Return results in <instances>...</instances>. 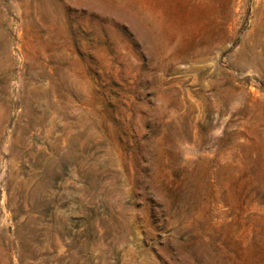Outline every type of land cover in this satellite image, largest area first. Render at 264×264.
<instances>
[{"label":"rangeland","instance_id":"rangeland-1","mask_svg":"<svg viewBox=\"0 0 264 264\" xmlns=\"http://www.w3.org/2000/svg\"><path fill=\"white\" fill-rule=\"evenodd\" d=\"M0 264H264V0H0Z\"/></svg>","mask_w":264,"mask_h":264}]
</instances>
